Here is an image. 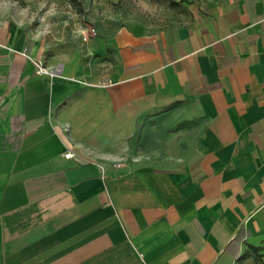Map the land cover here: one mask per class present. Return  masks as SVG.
Instances as JSON below:
<instances>
[{
  "label": "crops",
  "instance_id": "obj_1",
  "mask_svg": "<svg viewBox=\"0 0 264 264\" xmlns=\"http://www.w3.org/2000/svg\"><path fill=\"white\" fill-rule=\"evenodd\" d=\"M187 13L73 68L0 13V264H264V0ZM161 96L195 134L137 126Z\"/></svg>",
  "mask_w": 264,
  "mask_h": 264
},
{
  "label": "rangeland",
  "instance_id": "obj_2",
  "mask_svg": "<svg viewBox=\"0 0 264 264\" xmlns=\"http://www.w3.org/2000/svg\"><path fill=\"white\" fill-rule=\"evenodd\" d=\"M222 0H0V13L9 14L24 24L31 36L44 42L48 63L56 67L73 68L77 59L86 57L92 39L104 38L133 20H146L152 24L170 23L180 19L189 10H201L210 3ZM177 20V21H178ZM95 28L97 36L87 40L83 31ZM158 98V97H157ZM162 101L164 96H161ZM180 101L170 104L161 102L150 108L149 113L138 121L140 129H169L171 134H195L192 120L180 119ZM149 105H144L143 110ZM177 111L174 113V111ZM192 123V124H191ZM144 126V127H143ZM194 131V132H193ZM193 132V133H192ZM131 136V142L140 144L142 135ZM148 136V138H147ZM146 141L153 134H145ZM260 264L259 254H252Z\"/></svg>",
  "mask_w": 264,
  "mask_h": 264
},
{
  "label": "built area",
  "instance_id": "obj_3",
  "mask_svg": "<svg viewBox=\"0 0 264 264\" xmlns=\"http://www.w3.org/2000/svg\"><path fill=\"white\" fill-rule=\"evenodd\" d=\"M84 37L87 40L90 36H97V30L95 28L87 29L83 31ZM29 57V56H28ZM29 59L33 62L35 66V73L39 77H48L50 79H54L56 77L62 76V71L61 69H50L45 65V63L42 60L36 59V58H31ZM64 157L67 159H75L78 157V155L71 149L68 148L66 152L64 153ZM116 166H120L117 164Z\"/></svg>",
  "mask_w": 264,
  "mask_h": 264
},
{
  "label": "trees",
  "instance_id": "obj_4",
  "mask_svg": "<svg viewBox=\"0 0 264 264\" xmlns=\"http://www.w3.org/2000/svg\"><path fill=\"white\" fill-rule=\"evenodd\" d=\"M241 232H242V231H241ZM241 232H240V234L238 235V238H236V240H238V241L241 240V238H239V237L241 236Z\"/></svg>",
  "mask_w": 264,
  "mask_h": 264
}]
</instances>
